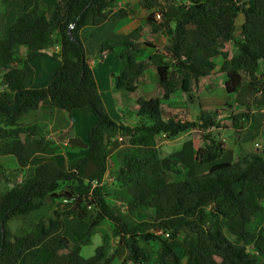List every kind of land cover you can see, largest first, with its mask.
<instances>
[{
	"label": "trees",
	"instance_id": "obj_1",
	"mask_svg": "<svg viewBox=\"0 0 264 264\" xmlns=\"http://www.w3.org/2000/svg\"><path fill=\"white\" fill-rule=\"evenodd\" d=\"M20 1L21 14L0 39V86H5L0 90V139L35 133L33 125L17 121L45 100L69 114L89 107L97 121L89 131L86 155L73 168L61 170L55 162L44 161L20 185L0 190V264H56L62 248L67 249L64 264H114L118 248L109 254L107 237L93 256L82 258L80 246L74 247L64 235L65 218L88 222L86 231L73 233L82 245L89 244L95 229L108 220L117 247L126 251L122 264H148L150 255L143 243L154 240L160 243L154 264H180L182 257L183 264H264V145L233 163L218 162L222 143H213L207 134L210 127H219L214 113H202L193 121L178 119L177 114L164 118L160 104L180 87L188 91L208 76L214 66L212 58L218 55L223 58L221 71L227 74L229 93L237 91L242 73L253 91L263 87L264 0H139L141 7L150 10L147 23L152 31L168 27L171 21L175 25L166 48L172 62L155 65L163 95L138 110L141 120L135 126L116 122L107 113L79 36L85 25L124 18L129 10L115 9L117 0H60L47 20L39 14L35 0ZM157 12L161 16L158 23ZM239 14L244 23L240 34L234 36V20ZM132 35L124 40L130 49L119 54L121 69L115 88L135 93L137 74L145 64L136 61L138 45L128 41ZM231 41L237 53L229 58L224 46ZM54 44L60 46V68L46 87L33 89L30 84L35 71L30 62H40L44 51ZM20 46L26 48L23 58L18 57ZM255 100L264 104V93ZM247 115H235L234 120ZM192 129L203 131V139L210 140L195 155L199 163L210 164L209 170L170 182L161 165L156 137L164 133L170 138ZM113 136L124 137L127 146L114 171L113 195L121 201L120 206L108 202L101 184ZM261 136L264 140V113ZM45 145L43 139L27 145L15 138L1 144L0 152L15 155L22 168ZM89 162L95 170L85 176L83 168ZM63 185L68 190H62ZM61 191L69 202L58 204L48 214ZM13 217L23 221L33 218L30 232L15 237L7 225ZM127 219L135 224L129 225Z\"/></svg>",
	"mask_w": 264,
	"mask_h": 264
},
{
	"label": "crops",
	"instance_id": "obj_2",
	"mask_svg": "<svg viewBox=\"0 0 264 264\" xmlns=\"http://www.w3.org/2000/svg\"><path fill=\"white\" fill-rule=\"evenodd\" d=\"M59 1L35 0V7L39 14L48 20L54 13ZM1 3L5 6L4 12L0 13V39H3L6 37L7 28L21 14L22 3L20 0H10L6 3L1 1ZM114 8H125L130 13L124 18L107 20L96 26L85 25L81 28L79 36L85 51V62L93 72L99 95L107 113L116 122L135 126L141 120L137 115L138 110L142 106H148L150 102L161 98L163 95V88L159 85V74L155 65H164L172 62L165 49L174 34L175 24L174 21H171L168 27L152 32L151 25L147 23L150 10L141 7L139 0H117ZM8 11L13 13V17L6 22L2 16ZM160 21L161 19L156 22ZM243 23L244 17L242 14H239L234 20V36L240 34ZM145 25L146 27H144ZM131 34L134 35H132L134 38L130 37L128 41L131 44L138 45V50L135 53L136 61L145 64L142 71L137 74L136 84L138 89L135 93L115 88V80L119 76L121 69L119 54L130 49V43H124V40ZM98 47L100 49H97ZM224 47L229 58H232L237 53V47L232 41L227 42ZM18 51V57L23 58L26 53L25 46H20ZM44 53L40 59L41 63L38 59L30 62L31 67L35 71V76L30 84V87L33 89L46 87L61 65V59H59L61 58L60 46L58 44L49 46ZM212 61L214 66L208 76L202 77L196 84H192L188 91H183L181 87H178V91L173 94L172 98L164 101L161 100L162 103L160 104L164 112V118L177 114L178 119L193 121L198 119L202 113H214L213 120L219 124V127H210L207 130V134L214 139L213 143H222L223 153L217 161L233 163L241 156L260 151L264 145V140L261 136L264 104L255 102L256 98L260 99L263 95L264 85L257 91H253L248 86L244 73H242L244 78L237 87V91L229 93L225 86L228 79L227 74L221 71L223 58L218 55L213 57ZM3 89H5V86H0V90ZM241 89L243 93H241ZM133 97H136L135 101H133ZM170 112L171 115L169 116ZM242 113H247L248 115L234 120L235 115L239 116ZM96 121V116L89 107L74 109L69 114L67 111L53 106L49 100L42 101L37 109L23 114L18 120L19 124L33 125L36 132L0 139V146L15 138L27 145H34L40 139H43L46 145L42 150L35 151L29 157L27 165L22 168H20L15 155L0 152V166L2 168L0 171L1 185L6 188L20 185L24 180L32 177L36 167L44 161L55 162L61 170L73 168L79 159L87 153L89 131ZM70 131H73V137L80 138L83 142L87 143V147L70 145L68 143ZM202 133L203 131L199 129H192L170 138L156 137L161 165L168 181H180L184 178L204 174L209 170L210 164H201L195 158L197 150L205 146L206 142L210 143V140L203 139ZM178 137H183L185 140L180 145V148L175 149L170 147L167 150L168 146L166 145H169V143ZM124 141V137L121 136H113L110 140L107 150L108 168L103 179L104 181H109L110 186H116L114 171L118 168L123 153L127 151ZM256 145L260 147L259 150L256 148ZM94 170L95 166L90 162L83 168L85 176L93 173ZM104 181L101 183L102 190L105 187L103 185ZM70 185L74 186V184ZM107 200L108 202L110 201L109 196H107ZM66 202H69L67 196L64 203ZM111 205L120 206L116 202ZM9 220L7 221V225L14 235L15 232L9 226ZM67 220H70L71 223L84 222L82 219L73 220L65 218L64 228L67 226ZM126 222L129 225L135 224L130 219H127ZM102 227H104V230ZM87 229L88 227L78 231L74 230L73 232H84ZM112 230L111 223L106 219L95 229L93 235L98 232L101 243L95 248L94 253L101 246L103 238L107 237L106 239L114 241L108 253L113 248H118L117 256L113 263L115 264V260L117 259L119 264H122L126 251L123 247H117L116 243L118 239L112 235ZM155 232L159 233L158 231ZM114 244L116 246L113 247ZM78 245L81 252V247L85 245L77 243L75 247ZM158 247H160V243ZM144 249L148 253L145 247ZM81 257L86 259L82 255ZM64 262L65 259L61 264H64ZM56 264L59 263L56 261Z\"/></svg>",
	"mask_w": 264,
	"mask_h": 264
},
{
	"label": "rangeland",
	"instance_id": "obj_3",
	"mask_svg": "<svg viewBox=\"0 0 264 264\" xmlns=\"http://www.w3.org/2000/svg\"><path fill=\"white\" fill-rule=\"evenodd\" d=\"M124 6L126 7V5H124ZM4 9H5V6L1 3V0H0V13L1 12H4ZM12 17H13V13L10 12V11L5 12V15L2 16V18H4V20L6 22H8L10 19H12ZM157 20H160V19H157ZM144 27H146V25ZM142 29H144V28L142 27ZM152 32H154V31H152ZM224 49H225V47H224ZM165 51H166V49H165ZM166 55H167V53H166ZM1 60L2 59H1V55H0V65H1ZM240 91H241V93H243V90L242 89ZM135 99H136V97H133V101H135ZM168 115L170 116L171 115V112ZM17 123H18V121H17ZM179 137L178 138H175L173 140V142L169 143V145H166V146H168V149L167 150H169L170 147L171 148H175V149L176 148H180V145H182V143L185 140L183 139V137H181V138H179ZM103 185L105 186V187H103V191H104V193L107 194V196H109V200H110L109 202L111 204H115V202L117 204H121V201L119 200V198L117 196L113 195V192L115 191L116 186L115 187H114V185L110 186L109 185V181H107V180H105L103 182ZM61 188H63L62 190H68L66 185H63ZM5 189H7V188L5 186H2L1 183H0V190L1 191H5ZM57 195H58L57 198L51 203L52 204V208L48 209V211H47L48 214H51L52 213V209L53 208H56L58 206V204L64 203L66 201V193L64 191L58 192ZM228 210L230 212L232 211L231 208H228ZM23 220L24 219H21L19 217H13L12 219L9 220V226L14 230L15 237L16 236L17 237H21V236L25 235L31 229L32 225L34 224L33 218H27L26 221H23ZM87 227H88V222L86 220H84V222L82 221L80 223H71V221L69 220L67 222L66 228H64V234L69 238L71 244L75 247L78 242H76L74 240V238H73V235H72V233H74L73 231L74 230L78 231V230H81V229H86ZM104 227H106V226L104 225ZM104 227H102V229ZM151 230L154 231V232L155 231H158L156 227H152ZM158 232H159L158 234L161 233V231H158ZM182 237H183V235H181L180 238L182 239ZM100 243H101L100 242V234L97 232V233H95L92 236L91 243L89 245H85V246L81 247L80 254L83 257H85V258L93 255L95 248L98 245H100ZM109 243L113 244L114 241L113 240L112 241L109 240ZM116 244H114L113 247L116 246ZM158 244H159V241L158 240L151 241V242H149L147 244L143 243V246L146 248V250L148 251V254L150 255V261H149L148 264H153L156 261L157 256H155V254H156V251L159 248L158 247ZM111 247H112V245H111ZM177 251L179 253L182 252L180 248H178ZM66 254H67V249L62 248L59 251V254L57 256L56 261L59 264H61L64 261V259L66 258ZM184 261H185V258L182 257L181 260H180V264H183ZM115 264H119V261L117 259L115 260Z\"/></svg>",
	"mask_w": 264,
	"mask_h": 264
},
{
	"label": "water",
	"instance_id": "obj_4",
	"mask_svg": "<svg viewBox=\"0 0 264 264\" xmlns=\"http://www.w3.org/2000/svg\"><path fill=\"white\" fill-rule=\"evenodd\" d=\"M70 38L74 40L71 34H70ZM83 56H84V53H83ZM68 143L76 147H83V148L87 147V143L83 142L80 138L73 137V131L69 132Z\"/></svg>",
	"mask_w": 264,
	"mask_h": 264
},
{
	"label": "clouds",
	"instance_id": "obj_5",
	"mask_svg": "<svg viewBox=\"0 0 264 264\" xmlns=\"http://www.w3.org/2000/svg\"><path fill=\"white\" fill-rule=\"evenodd\" d=\"M157 14H159V13H156V14H155V19H156V20H157V18H156V15H157ZM159 15H160V14H159ZM160 17H161V16H160ZM160 19H161V18H160ZM162 134H164V133H162ZM162 134H161L160 136H162ZM162 137H165V134H164V136H162ZM256 148H257L258 150L260 149V147H258V145L256 146ZM161 233H162V232H161ZM161 233H160V234H161ZM164 235L167 236V233L164 234ZM127 263L130 264V262H127Z\"/></svg>",
	"mask_w": 264,
	"mask_h": 264
},
{
	"label": "built area",
	"instance_id": "obj_6",
	"mask_svg": "<svg viewBox=\"0 0 264 264\" xmlns=\"http://www.w3.org/2000/svg\"><path fill=\"white\" fill-rule=\"evenodd\" d=\"M156 18H157V19H160L161 17H160L159 14H157V15H156ZM162 136H164V134H162ZM256 146H257V145H256Z\"/></svg>",
	"mask_w": 264,
	"mask_h": 264
}]
</instances>
